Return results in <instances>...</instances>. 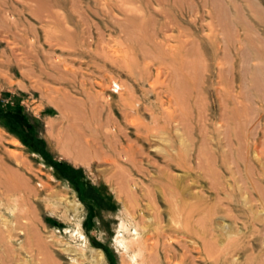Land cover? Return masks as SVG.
<instances>
[{"label":"rangeland","instance_id":"374dc122","mask_svg":"<svg viewBox=\"0 0 264 264\" xmlns=\"http://www.w3.org/2000/svg\"><path fill=\"white\" fill-rule=\"evenodd\" d=\"M253 1L0 0V264H264ZM177 37L210 66L206 105L188 100L178 59L157 57ZM232 63L248 89L240 142L224 148ZM70 136L90 149L70 154Z\"/></svg>","mask_w":264,"mask_h":264},{"label":"bare ground","instance_id":"6f19581e","mask_svg":"<svg viewBox=\"0 0 264 264\" xmlns=\"http://www.w3.org/2000/svg\"><path fill=\"white\" fill-rule=\"evenodd\" d=\"M170 3H171L170 6H169L170 10L177 11V12L180 10V6H179L177 0H170ZM247 3H249L251 5V8H253V7L256 8L255 7V2L253 0H250V2L248 0ZM251 12L252 11H250V13ZM224 19H225V17H224ZM230 19H231V17H230ZM221 20H222V23L224 24L223 19H221ZM227 21H226V24H227ZM176 28L179 29L178 24H176ZM180 34H181V32H180ZM179 37H181V36H179ZM179 37H177V40L175 42V43H177L176 46L175 45L172 46V47L170 46V48L165 49V46L167 47V45H169L170 43L168 42L169 44L166 45V41L167 40L164 41L165 42L164 43L162 41V38H161L160 41L158 40L159 43H157L155 41L156 44H155L154 47H156V49H157L156 51H158V56L157 57H159V60H162V57H165V56H169V58L171 60H173V61H176L177 59L179 60L180 66L182 68V69H179V70L182 71L181 72L182 76L185 75L186 78H187V81H186V89H187V94L186 95H187V98H188V100H192L193 101V105L196 107L197 106V104H196L197 102H199L201 100L200 101V104H201V103H203L205 101V99L202 96V93H200V87L203 84H205L204 83L205 80H207L209 78V71H210L209 67L210 66H208L206 64V62H204V60L202 61L203 57L200 55L201 53H200V50H199L198 46H196V47L193 46V45H195V43L193 45L191 44L193 47L189 48V46L187 47V42L182 40V38L180 39ZM164 39H166V38H164ZM167 39H169V37ZM175 39H176V37H175ZM170 45H173V44H170ZM250 47H253L252 48V53H253L252 57H253V61L255 62V64H249V70H248V75H249V79H250V80H248L249 88H252L255 91V93L258 95V97L261 100V102H264V44L261 43L257 47L254 46V45H251ZM228 53H229V51H228ZM246 55H247V53L245 55L243 54L241 59H243V60L246 59ZM231 57H232V55H231ZM240 61H239L238 64H240V63H241L240 65L244 64V61H241V62ZM219 62H220V60H219ZM230 62H232V61H230ZM160 63H162V62H160ZM245 65L247 66V64H245ZM171 66L172 65H170V68H171ZM216 66H218V65H216ZM231 67H232L231 74H230V80L231 81L229 83V86L227 87L228 89L225 92V102H222V104H221L222 105V109H223V116L219 119V128L217 129V133H218L217 136H219V137H217V139L219 138V140H221V144H222V146L224 148H226L227 146L231 148L233 139H235L236 142H240L241 134L239 133V131H241V127H242V124H243L242 120H241V114L243 113V109H244V106H243L244 102L243 101L241 102V97L243 96V92L246 89H248L247 86H246V89H245V83H246L245 81H246V79L244 78V74H245V70L246 69L245 70L243 69L244 71L241 72L242 69L240 70V68H241V66H240L239 72L237 70V77H236V74H235L236 73L235 72L236 69H235V67H233V63L231 65ZM243 67H245V66H243ZM158 68H160V65H159ZM158 72L160 73L159 69L157 70V77H158V75H160V74H158ZM204 73H206V74L203 75ZM174 75H175V73H174ZM175 77H176V75H175ZM235 78H236V80H239V82H240L237 85V89H238L237 91H239V93H237V91L235 90V87H234V85L236 84ZM177 79H178V77H177ZM181 80L183 81L182 77H181ZM207 85L208 86L205 87L207 89L206 91H210V90L214 91V87L212 86V82L207 83ZM190 86L192 87V90H190ZM194 93H195L196 96H193ZM215 95H217V94H215ZM203 104H205V102ZM251 106L254 108L253 104ZM262 108H264V106H262L261 108H258V109L256 108L255 114L252 115L253 116L252 119H253L254 122H258V119L260 118V111H261ZM64 109L67 112L68 109H66V108H64ZM65 111L61 110V115L62 116H63ZM251 112L252 111L250 110V113ZM257 112H258L259 118H258ZM263 114H264V110H263ZM71 136L69 137L70 139H68V141L66 142L67 147H69V150H70L69 153L70 154H72V153L75 154L76 155L75 157H81L82 155H84V153H85L84 151H87V150L90 149V143H88V141H84L83 142L84 145H83V144H81L78 141V143H75L74 145H72L73 144L72 141L74 139ZM233 143L235 144V146L237 145L234 141H233ZM70 147L72 149H70ZM230 153H231V151H230ZM66 157L69 158V159H72L71 155H69V154L66 155ZM225 157H224V159H225ZM74 161H75V159H74ZM82 161L84 162V160H82ZM75 162H74V164H75ZM9 173H8V175H9ZM10 174H11L12 178H10V180H8L7 177H6V180H8L7 182H9V184L11 185V187H13L14 190L15 189L18 190L17 188L19 187L18 186L19 182L16 179V178H18V176L16 174L12 173V172ZM8 178H9V176H8ZM131 189L133 190L134 188L131 186ZM253 189L257 190L262 196V192H261L262 190H261V187L259 185H257V184L254 185L253 184ZM262 197H264V196H262ZM67 204L71 205L70 202H67ZM73 206L77 207L78 205L74 204ZM93 258H94L96 264H100V263L103 264L102 263L103 257H102L100 252H96L95 253V257H93Z\"/></svg>","mask_w":264,"mask_h":264}]
</instances>
